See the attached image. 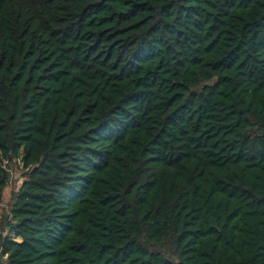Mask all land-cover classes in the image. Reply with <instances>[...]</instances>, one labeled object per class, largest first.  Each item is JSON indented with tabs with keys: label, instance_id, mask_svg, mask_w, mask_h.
Here are the masks:
<instances>
[{
	"label": "trees",
	"instance_id": "obj_1",
	"mask_svg": "<svg viewBox=\"0 0 264 264\" xmlns=\"http://www.w3.org/2000/svg\"><path fill=\"white\" fill-rule=\"evenodd\" d=\"M12 159L0 264H264V0H0Z\"/></svg>",
	"mask_w": 264,
	"mask_h": 264
},
{
	"label": "rangeland",
	"instance_id": "obj_2",
	"mask_svg": "<svg viewBox=\"0 0 264 264\" xmlns=\"http://www.w3.org/2000/svg\"><path fill=\"white\" fill-rule=\"evenodd\" d=\"M0 167L5 171V188L3 189L0 195L1 206H4L9 199L10 192L13 189H17L20 186V183L23 181L22 166L18 159H12L11 162H0ZM9 237L14 241H19V239L14 235V233H10L8 235L4 234L3 237Z\"/></svg>",
	"mask_w": 264,
	"mask_h": 264
}]
</instances>
